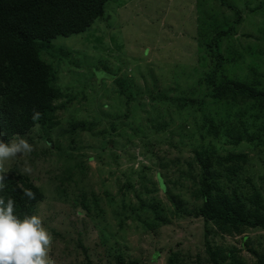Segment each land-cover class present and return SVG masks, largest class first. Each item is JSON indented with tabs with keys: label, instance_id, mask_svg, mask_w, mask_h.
<instances>
[{
	"label": "rangeland",
	"instance_id": "1",
	"mask_svg": "<svg viewBox=\"0 0 264 264\" xmlns=\"http://www.w3.org/2000/svg\"><path fill=\"white\" fill-rule=\"evenodd\" d=\"M227 3L241 12L243 20L235 24L236 11L219 0H109L85 33L42 43L43 57L53 63L63 91L56 102L58 107L64 105L58 111L60 124L47 137L40 128L34 129L29 142L33 151L10 159L5 167L19 160L23 170L26 164L32 168L25 173L46 197L39 216L51 236L47 256L54 264H85L87 256L95 264H118L117 251L125 264H167L175 252L184 256L186 264H198V258L206 264L207 240L213 248L241 249V257L250 264L257 257L245 242L252 238L250 245L259 255L263 252L264 231L221 235L211 223L207 232L204 219L194 216L200 206L192 194L200 179L195 150L214 146L226 148L223 154L247 152L251 160L243 169L246 176L254 172L258 176L264 164V148L252 146L255 141L247 135L234 146L232 140L226 142L225 136L216 137L205 128L200 103L178 101L184 96L206 99L198 81L203 66L198 62L199 30L204 39L212 29L235 25L236 33L224 37L221 46L225 55L236 58L229 66L234 71L231 76L252 78L251 66L264 74V0ZM121 88L134 99L128 105ZM241 107L246 106L238 100L234 109ZM79 122L92 128L71 136L69 129ZM71 137L77 143L75 150ZM49 138L60 149L55 145L48 149ZM80 160L88 165L84 182L79 181L83 170L76 165ZM159 174L170 182L171 191L182 194L175 195L184 212L178 213L159 188ZM246 176L238 174L241 184ZM82 190L89 198L93 193L101 199V208L108 210L103 221L106 233L111 235L104 237L92 223L81 228L80 222L88 217L74 201ZM121 191L135 204L136 193L144 201L159 198L167 223L149 230L144 223L128 219L120 229L109 207L118 204L123 211Z\"/></svg>",
	"mask_w": 264,
	"mask_h": 264
},
{
	"label": "trees",
	"instance_id": "2",
	"mask_svg": "<svg viewBox=\"0 0 264 264\" xmlns=\"http://www.w3.org/2000/svg\"><path fill=\"white\" fill-rule=\"evenodd\" d=\"M108 1L0 0V136L5 141L27 138L29 142H33L30 134L34 129L40 128L41 133L47 137L59 126L58 111L63 109L64 105L58 107L56 102L63 96V91L57 85V72L53 63L43 57L42 43H49L60 36L70 37L85 33L102 14ZM219 2L236 11L235 24L243 20L241 12L234 5L228 4L227 0ZM212 31L214 36L209 38ZM212 31L204 39V33L200 30L197 32L199 37L197 46L201 52L198 62L203 64L198 81L201 90L205 91L206 99L202 101L184 96L178 101L184 99L186 104L200 103L204 126L216 137L223 135L226 142L232 140L231 143L237 146L243 136L247 135L249 140L251 138L255 141L252 146L264 148V74L260 75L256 72V67L251 66L249 73L252 74V78H248L247 75L242 79L232 77L234 71H231L229 66L236 63V58L225 55L221 46L224 37L228 38L236 33L235 25L225 28L223 26ZM120 93L125 95L127 105L134 100L127 97L122 88ZM238 100H242L246 107L234 109ZM34 112L40 113L38 120H33ZM201 125L203 127V124ZM88 128H92V125L79 122L69 129V133L74 136L76 132L89 130ZM201 135L205 136L203 133ZM71 141L75 144L71 150L77 149L75 138L71 137ZM47 142L48 149H51L52 145L60 149L50 138ZM225 150L224 147L211 146L205 151L194 152L200 167V179L195 182L196 190L192 193L200 202L194 216L204 219L207 232L210 231L208 230L210 223L216 227L219 234L232 237H237L246 230L264 231V164L261 174L256 176L254 172L246 176L243 169L250 164L251 156L244 151L223 154L222 151ZM76 165L83 170L79 181L84 182L88 174V165L82 160ZM238 174L246 176L242 184L239 182ZM222 178L234 181L235 184H226ZM70 179L75 180L72 177ZM2 183L4 190L0 195L16 201L17 215L20 217L39 215L40 204L46 197L22 169L19 160H15L7 169ZM158 183L159 188L167 193L169 200L175 205L176 211L184 212L183 204L177 197L181 193L171 191L168 186L170 182L161 174L158 175ZM172 183L177 185L176 182ZM25 189H30L35 198H28ZM155 191L158 192V189ZM121 194L124 196L121 200L123 211H120L118 204L109 207L120 229H124L128 219L144 223L149 230L159 229L162 224L167 223L163 219L165 208L159 198L144 201L141 200V195L136 193L134 197L139 202L137 205L133 200L126 198L127 193L121 191ZM74 204L83 208L88 217V220L80 222L81 228L84 229L86 225L92 223L100 228L104 237L111 235L106 233L107 228L103 222L108 210L101 208V199L97 195L92 193L89 198L86 191L82 190L81 194L76 196ZM129 209L131 213L128 212ZM58 236L63 237L61 234ZM251 239L245 242V245L248 251L257 257L254 264H264V244L262 243L263 252L259 255V252L250 245ZM77 242L83 247L81 239ZM206 250L208 252L206 264H250L241 257L242 250L236 247L228 250L213 248L207 240ZM116 255L115 259H119L118 264H125L119 251ZM198 261V264L203 263L201 258H198ZM85 264L95 263L87 256ZM167 264L186 263L184 256L180 252H175L170 254Z\"/></svg>",
	"mask_w": 264,
	"mask_h": 264
},
{
	"label": "clouds",
	"instance_id": "3",
	"mask_svg": "<svg viewBox=\"0 0 264 264\" xmlns=\"http://www.w3.org/2000/svg\"><path fill=\"white\" fill-rule=\"evenodd\" d=\"M39 112H34L33 120H38ZM33 151V145L26 138H13L5 141L0 136V193L7 174L5 163ZM22 154V155H18ZM24 171L32 168L25 165ZM25 195L34 199V193L25 189ZM16 201L0 195V264H54L47 256L51 236L37 214L20 217L15 212Z\"/></svg>",
	"mask_w": 264,
	"mask_h": 264
}]
</instances>
